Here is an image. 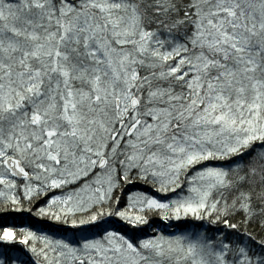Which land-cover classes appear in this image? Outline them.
<instances>
[{"label": "snow or ice", "instance_id": "6c2138e0", "mask_svg": "<svg viewBox=\"0 0 264 264\" xmlns=\"http://www.w3.org/2000/svg\"><path fill=\"white\" fill-rule=\"evenodd\" d=\"M0 264H264V0H0Z\"/></svg>", "mask_w": 264, "mask_h": 264}]
</instances>
